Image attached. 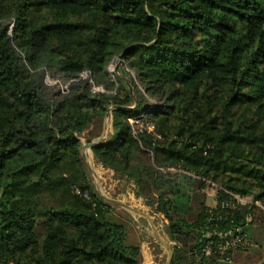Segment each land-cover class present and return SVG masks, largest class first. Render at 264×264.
Listing matches in <instances>:
<instances>
[{
    "label": "trees",
    "instance_id": "trees-1",
    "mask_svg": "<svg viewBox=\"0 0 264 264\" xmlns=\"http://www.w3.org/2000/svg\"><path fill=\"white\" fill-rule=\"evenodd\" d=\"M103 136L95 162L166 222L171 264H243L264 215V0H0V264L142 263L82 157Z\"/></svg>",
    "mask_w": 264,
    "mask_h": 264
},
{
    "label": "rangeland",
    "instance_id": "rangeland-1",
    "mask_svg": "<svg viewBox=\"0 0 264 264\" xmlns=\"http://www.w3.org/2000/svg\"><path fill=\"white\" fill-rule=\"evenodd\" d=\"M122 63L123 61L119 59L113 61L108 67L109 73L114 76ZM132 76L136 79L134 73H132ZM82 77H86V75L83 74ZM57 82L58 84L56 86L60 87V82ZM112 134L111 118L109 120L106 119L104 135ZM86 144L89 143L83 145L82 157L98 192L108 198L123 202L132 208L150 215L161 236L169 243V238L165 230L166 222L163 218L155 214L152 209L146 205L144 199L135 196L130 184L125 181H120L111 170L105 169L103 166L97 164L94 160L92 150L87 148L85 146ZM216 191L214 187H209L206 190L208 195L207 204L210 207L215 205L213 198ZM252 201V196L241 199L242 203H250ZM262 207L264 206L262 205ZM257 217L258 220L252 231V244L248 250L238 255L239 261L243 264H264V215L258 214ZM114 219L125 226L128 244L143 247L148 264H166L168 253L154 237L150 224L146 218L125 209H117L115 210Z\"/></svg>",
    "mask_w": 264,
    "mask_h": 264
},
{
    "label": "water",
    "instance_id": "water-1",
    "mask_svg": "<svg viewBox=\"0 0 264 264\" xmlns=\"http://www.w3.org/2000/svg\"><path fill=\"white\" fill-rule=\"evenodd\" d=\"M111 118V110L108 112V115H107V120H109ZM104 136L100 139H97L95 141H93L92 143H89V144H86L85 146L89 149L92 150V147L98 142L100 141L101 139H103ZM102 195V194H101ZM104 197V199L109 202V203H112L116 206H119L120 208H123L129 212H132V213H135L139 216H142L144 218H146L150 224V227L152 229V232H153V235L154 237L156 238V240L166 249L167 253H168V258H167V262L166 264H171L172 262V258H173V249H172V246L170 243H168L160 234V232L158 231L157 227L155 226L152 218L150 215H148L147 213L143 212V211H140V210H137L135 208H132L131 206L123 203V202H119V201H116V200H113L111 198H108L104 195H102Z\"/></svg>",
    "mask_w": 264,
    "mask_h": 264
},
{
    "label": "built area",
    "instance_id": "built-area-1",
    "mask_svg": "<svg viewBox=\"0 0 264 264\" xmlns=\"http://www.w3.org/2000/svg\"><path fill=\"white\" fill-rule=\"evenodd\" d=\"M119 60L123 61L121 58H119ZM84 75H86V77H87V74H84ZM86 77H83V78H86ZM45 82H46V84H48L50 86H55V85L58 84L57 81L52 80L49 76L45 77ZM60 87H61V92L62 93H67L68 90H69V84L61 85ZM91 88H92V91H94V92H97V91L104 92V90L102 88L96 87L92 81H91ZM210 187H214L217 190V186L214 185V184H212V186H210ZM241 199L242 198H238V201H239L240 204H243V205L247 204V203H242ZM240 242H241V239L240 238H236V240L233 243L236 244V243H240Z\"/></svg>",
    "mask_w": 264,
    "mask_h": 264
},
{
    "label": "crops",
    "instance_id": "crops-1",
    "mask_svg": "<svg viewBox=\"0 0 264 264\" xmlns=\"http://www.w3.org/2000/svg\"><path fill=\"white\" fill-rule=\"evenodd\" d=\"M141 251H142V263L141 264H148L147 257L145 255L143 247H141Z\"/></svg>",
    "mask_w": 264,
    "mask_h": 264
}]
</instances>
